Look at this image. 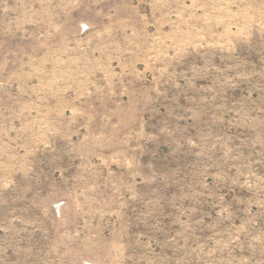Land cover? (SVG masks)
<instances>
[{"label": "rangeland", "instance_id": "rangeland-1", "mask_svg": "<svg viewBox=\"0 0 264 264\" xmlns=\"http://www.w3.org/2000/svg\"><path fill=\"white\" fill-rule=\"evenodd\" d=\"M0 264H264V0H0Z\"/></svg>", "mask_w": 264, "mask_h": 264}]
</instances>
